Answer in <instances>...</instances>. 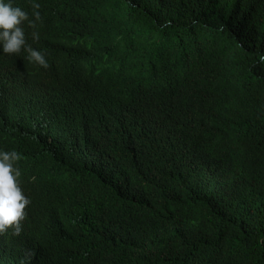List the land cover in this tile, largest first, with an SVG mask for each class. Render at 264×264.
<instances>
[{
    "label": "trees",
    "instance_id": "obj_1",
    "mask_svg": "<svg viewBox=\"0 0 264 264\" xmlns=\"http://www.w3.org/2000/svg\"><path fill=\"white\" fill-rule=\"evenodd\" d=\"M42 2L109 20L70 70L23 80L11 98L34 133L72 147L57 230L81 245L62 252L264 264V0ZM112 45L140 70L109 66Z\"/></svg>",
    "mask_w": 264,
    "mask_h": 264
},
{
    "label": "clouds",
    "instance_id": "obj_2",
    "mask_svg": "<svg viewBox=\"0 0 264 264\" xmlns=\"http://www.w3.org/2000/svg\"><path fill=\"white\" fill-rule=\"evenodd\" d=\"M108 22L49 8L42 0H0V264H31L39 257L46 264H95L87 253H63V246H80L81 240L57 230L67 191L77 181V175L59 167L72 147L34 133L30 120L15 114L11 98L23 80L70 70L78 49L95 44ZM102 53L116 70H140L137 56L122 54L113 45ZM259 59L264 61V55ZM25 129L33 133L22 137ZM16 245L19 254L1 257ZM11 258L20 262L4 261Z\"/></svg>",
    "mask_w": 264,
    "mask_h": 264
},
{
    "label": "rangeland",
    "instance_id": "obj_3",
    "mask_svg": "<svg viewBox=\"0 0 264 264\" xmlns=\"http://www.w3.org/2000/svg\"><path fill=\"white\" fill-rule=\"evenodd\" d=\"M20 245H16V247L15 246H13V247H11L10 249L8 248V250H6V252L5 253H1V257L3 258V259H6L5 257H4V254H5V256H6V254L8 253H11L12 255H17V254H19V247ZM38 260L39 261H36V260H34V261H32L31 262V264H46L40 257L38 258ZM4 261H9V262H20V261H18V258H11L10 260H4ZM20 263H22V264H24L23 262H20Z\"/></svg>",
    "mask_w": 264,
    "mask_h": 264
},
{
    "label": "bare ground",
    "instance_id": "obj_4",
    "mask_svg": "<svg viewBox=\"0 0 264 264\" xmlns=\"http://www.w3.org/2000/svg\"><path fill=\"white\" fill-rule=\"evenodd\" d=\"M74 61V60H73Z\"/></svg>",
    "mask_w": 264,
    "mask_h": 264
}]
</instances>
